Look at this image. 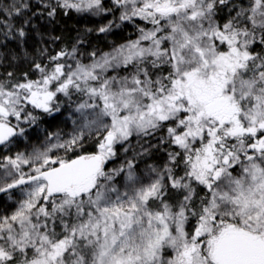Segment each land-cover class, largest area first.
<instances>
[{"label": "snow or ice", "instance_id": "snow-or-ice-1", "mask_svg": "<svg viewBox=\"0 0 264 264\" xmlns=\"http://www.w3.org/2000/svg\"><path fill=\"white\" fill-rule=\"evenodd\" d=\"M0 194V264H264V0H0Z\"/></svg>", "mask_w": 264, "mask_h": 264}, {"label": "trees", "instance_id": "trees-1", "mask_svg": "<svg viewBox=\"0 0 264 264\" xmlns=\"http://www.w3.org/2000/svg\"><path fill=\"white\" fill-rule=\"evenodd\" d=\"M82 22V21H81ZM77 23L76 19L73 20H66L64 22H62V24H58L56 25L55 31L57 33H59L61 30L66 29L68 34H71V28L73 25H75ZM13 47H15V44H12ZM29 46H31V41L29 42Z\"/></svg>", "mask_w": 264, "mask_h": 264}, {"label": "water", "instance_id": "water-1", "mask_svg": "<svg viewBox=\"0 0 264 264\" xmlns=\"http://www.w3.org/2000/svg\"><path fill=\"white\" fill-rule=\"evenodd\" d=\"M0 195H2V194H0Z\"/></svg>", "mask_w": 264, "mask_h": 264}]
</instances>
